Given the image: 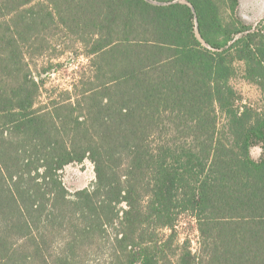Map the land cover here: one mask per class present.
I'll return each instance as SVG.
<instances>
[{
	"label": "trees",
	"instance_id": "16d2710c",
	"mask_svg": "<svg viewBox=\"0 0 264 264\" xmlns=\"http://www.w3.org/2000/svg\"><path fill=\"white\" fill-rule=\"evenodd\" d=\"M238 6L0 0V264H264V16ZM64 38L88 64L38 104L58 66L29 50ZM85 160L96 181L71 194Z\"/></svg>",
	"mask_w": 264,
	"mask_h": 264
},
{
	"label": "rangeland",
	"instance_id": "374dc122",
	"mask_svg": "<svg viewBox=\"0 0 264 264\" xmlns=\"http://www.w3.org/2000/svg\"><path fill=\"white\" fill-rule=\"evenodd\" d=\"M246 23L255 25L264 16V0H239L237 11ZM32 69L37 74L42 67L50 64L57 65V69L52 70L44 86L38 104H46L49 97L58 94L57 89H71L75 82L78 70L88 64L85 56L80 55V49L68 39H58L52 42L42 54H33V49L29 50ZM28 55V56H29ZM235 87L243 94L247 101H258L263 92L255 85L246 81L243 77V70H239L238 76L233 80ZM263 152L261 144H255L251 148V155L254 159H260ZM64 185L71 194L79 189L92 188L96 175L94 165L91 161L85 160L83 163H73L67 165L62 171ZM178 242L185 238L191 240L193 251L198 247V232L196 221L190 214H183L177 227Z\"/></svg>",
	"mask_w": 264,
	"mask_h": 264
},
{
	"label": "water",
	"instance_id": "95a60500",
	"mask_svg": "<svg viewBox=\"0 0 264 264\" xmlns=\"http://www.w3.org/2000/svg\"><path fill=\"white\" fill-rule=\"evenodd\" d=\"M198 35H199L200 39L202 40L201 34H200V33H198Z\"/></svg>",
	"mask_w": 264,
	"mask_h": 264
}]
</instances>
